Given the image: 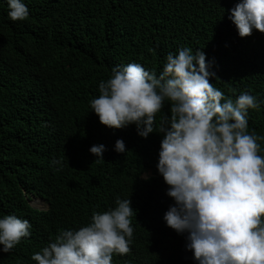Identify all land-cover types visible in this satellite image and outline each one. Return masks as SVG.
Masks as SVG:
<instances>
[{
  "label": "trees",
  "instance_id": "trees-1",
  "mask_svg": "<svg viewBox=\"0 0 264 264\" xmlns=\"http://www.w3.org/2000/svg\"><path fill=\"white\" fill-rule=\"evenodd\" d=\"M238 2L24 0L29 16L13 21L0 0V217L32 226L30 237L0 251V264H36L31 257L61 231L87 226L117 197L131 200L134 232L130 253H114L112 264H196L186 234L163 219L174 201L157 169L159 127L171 103L142 138L135 124H101L90 102L116 66L137 63L159 76L170 53L199 49L215 73L209 82L225 98L247 92L260 102L247 119L264 156V33L239 36L229 19ZM118 139L125 153L114 151ZM100 144L106 151L97 162L89 150ZM31 198L46 209L32 207Z\"/></svg>",
  "mask_w": 264,
  "mask_h": 264
},
{
  "label": "clouds",
  "instance_id": "clouds-1",
  "mask_svg": "<svg viewBox=\"0 0 264 264\" xmlns=\"http://www.w3.org/2000/svg\"><path fill=\"white\" fill-rule=\"evenodd\" d=\"M7 4L11 20L29 16L24 0ZM229 11L240 37L253 30L264 33V0H239ZM166 61L159 76L137 63L114 67L90 102L92 112L109 128L135 124L137 134L147 138L169 101L172 115L159 127L157 163L174 201L163 216L166 225L186 234V249L196 264H264V156L247 119L248 110L259 109L260 102L247 92L235 101L225 98L209 82L215 73L202 50L193 54L184 47ZM89 151L97 162L104 160L105 145ZM114 151L126 152L123 139L116 140ZM30 200L35 209H46L42 199ZM115 205L93 212L87 226L61 231L31 259L36 264H112L114 253H130L134 209L130 199L117 197ZM31 227L15 215L0 217V251L9 253L30 237Z\"/></svg>",
  "mask_w": 264,
  "mask_h": 264
},
{
  "label": "rangeland",
  "instance_id": "rangeland-1",
  "mask_svg": "<svg viewBox=\"0 0 264 264\" xmlns=\"http://www.w3.org/2000/svg\"><path fill=\"white\" fill-rule=\"evenodd\" d=\"M150 175V172L146 173L143 178H147ZM34 203V202H33ZM35 207H37V205H34ZM39 207V206H38ZM39 208H44V204H42Z\"/></svg>",
  "mask_w": 264,
  "mask_h": 264
}]
</instances>
